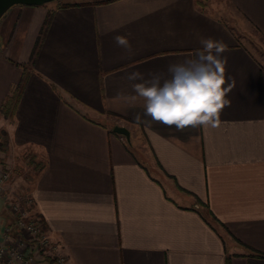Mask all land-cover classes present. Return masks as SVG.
Here are the masks:
<instances>
[{
	"label": "crops",
	"instance_id": "obj_1",
	"mask_svg": "<svg viewBox=\"0 0 264 264\" xmlns=\"http://www.w3.org/2000/svg\"><path fill=\"white\" fill-rule=\"evenodd\" d=\"M101 1L0 18V135L36 165L46 235L65 264H264V0ZM207 37L234 83L217 127L177 131L127 99L130 72L167 75Z\"/></svg>",
	"mask_w": 264,
	"mask_h": 264
},
{
	"label": "clouds",
	"instance_id": "obj_2",
	"mask_svg": "<svg viewBox=\"0 0 264 264\" xmlns=\"http://www.w3.org/2000/svg\"><path fill=\"white\" fill-rule=\"evenodd\" d=\"M116 44L131 49L125 36L114 37ZM201 48L195 58H185L182 62L170 64L167 75L159 72L148 73V78L139 71L127 75L134 95L127 99L144 101V116L167 127L184 131L188 127H217L220 115L231 101L227 94L234 83L226 87L227 57L223 53L227 46L211 37L202 38ZM119 95V93H118ZM135 119L139 121L140 115Z\"/></svg>",
	"mask_w": 264,
	"mask_h": 264
},
{
	"label": "built area",
	"instance_id": "obj_3",
	"mask_svg": "<svg viewBox=\"0 0 264 264\" xmlns=\"http://www.w3.org/2000/svg\"><path fill=\"white\" fill-rule=\"evenodd\" d=\"M8 177L7 172L0 175V193ZM8 207L15 218L12 223L0 225V264H65V257L58 254V245L48 238L33 210L31 194L17 195Z\"/></svg>",
	"mask_w": 264,
	"mask_h": 264
},
{
	"label": "rangeland",
	"instance_id": "obj_4",
	"mask_svg": "<svg viewBox=\"0 0 264 264\" xmlns=\"http://www.w3.org/2000/svg\"><path fill=\"white\" fill-rule=\"evenodd\" d=\"M5 139L0 135V175L9 173L4 189L0 193V225L12 223L15 213L9 210V203L19 194L26 192L25 184L30 181L32 173L36 170V165L30 163L29 158L24 159L23 169L13 166L11 160L5 156ZM25 183V184H23ZM2 228V227H1ZM45 262V261H44ZM40 262L39 264H45Z\"/></svg>",
	"mask_w": 264,
	"mask_h": 264
},
{
	"label": "water",
	"instance_id": "obj_5",
	"mask_svg": "<svg viewBox=\"0 0 264 264\" xmlns=\"http://www.w3.org/2000/svg\"><path fill=\"white\" fill-rule=\"evenodd\" d=\"M51 1L55 0H0V18L10 7L14 5H43ZM112 131L116 134L124 136L127 141L129 140V132L125 127L114 126Z\"/></svg>",
	"mask_w": 264,
	"mask_h": 264
},
{
	"label": "trees",
	"instance_id": "obj_6",
	"mask_svg": "<svg viewBox=\"0 0 264 264\" xmlns=\"http://www.w3.org/2000/svg\"><path fill=\"white\" fill-rule=\"evenodd\" d=\"M104 1H105V2H110V1H113V0H102L101 2H104ZM15 94H16V93H15ZM15 94H14V96H15ZM14 96L10 97V99H8V100L6 101V103H4V111H5V113H6V110H8L9 107H10V105L12 104L13 99H15Z\"/></svg>",
	"mask_w": 264,
	"mask_h": 264
}]
</instances>
